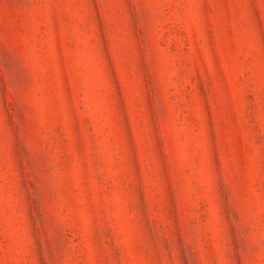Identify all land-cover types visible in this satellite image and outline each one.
<instances>
[{"label": "rangeland", "instance_id": "obj_1", "mask_svg": "<svg viewBox=\"0 0 264 264\" xmlns=\"http://www.w3.org/2000/svg\"><path fill=\"white\" fill-rule=\"evenodd\" d=\"M0 264H264V0H0Z\"/></svg>", "mask_w": 264, "mask_h": 264}]
</instances>
